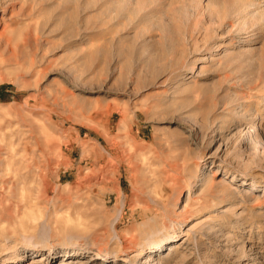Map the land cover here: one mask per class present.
Returning a JSON list of instances; mask_svg holds the SVG:
<instances>
[{"label": "rangeland", "instance_id": "rangeland-1", "mask_svg": "<svg viewBox=\"0 0 264 264\" xmlns=\"http://www.w3.org/2000/svg\"><path fill=\"white\" fill-rule=\"evenodd\" d=\"M0 264H264V0H0Z\"/></svg>", "mask_w": 264, "mask_h": 264}]
</instances>
